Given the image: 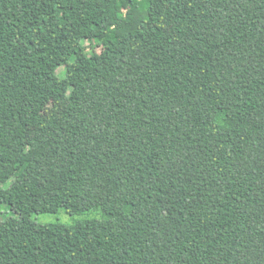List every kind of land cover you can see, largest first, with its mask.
<instances>
[{"label": "trees", "instance_id": "trees-1", "mask_svg": "<svg viewBox=\"0 0 264 264\" xmlns=\"http://www.w3.org/2000/svg\"><path fill=\"white\" fill-rule=\"evenodd\" d=\"M0 203V264H264V0H0Z\"/></svg>", "mask_w": 264, "mask_h": 264}, {"label": "rangeland", "instance_id": "rangeland-1", "mask_svg": "<svg viewBox=\"0 0 264 264\" xmlns=\"http://www.w3.org/2000/svg\"><path fill=\"white\" fill-rule=\"evenodd\" d=\"M88 45V41L85 42ZM59 73L62 75L64 71V67L59 68ZM14 215V212L11 208L4 203H0V218L6 216ZM101 213L97 211H87L83 213H69L65 209H60L58 212H50V213H39L34 214L33 218L39 222L46 223V222H63L66 224H75L80 220H84L87 218L92 217H100Z\"/></svg>", "mask_w": 264, "mask_h": 264}]
</instances>
